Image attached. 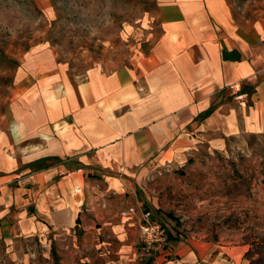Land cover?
I'll return each mask as SVG.
<instances>
[{"label": "crops", "instance_id": "1", "mask_svg": "<svg viewBox=\"0 0 264 264\" xmlns=\"http://www.w3.org/2000/svg\"><path fill=\"white\" fill-rule=\"evenodd\" d=\"M156 5L159 36L129 64L75 84L58 69L21 81L29 104L0 128V242L57 239L61 264H143L138 224L155 205L143 177L204 142L264 134V8L239 18L230 0ZM100 233L116 249L89 259ZM202 243L159 247L144 264L228 263Z\"/></svg>", "mask_w": 264, "mask_h": 264}, {"label": "rangeland", "instance_id": "2", "mask_svg": "<svg viewBox=\"0 0 264 264\" xmlns=\"http://www.w3.org/2000/svg\"><path fill=\"white\" fill-rule=\"evenodd\" d=\"M230 1L239 18H253L264 8V0ZM159 32L156 0H0V128L29 104L18 98L24 77L58 69L75 84L88 70L129 64ZM185 153L187 159L153 168L141 183L143 197L155 204L142 208L165 230L160 249L183 243L201 249L209 242L227 264H264V134L204 142ZM98 237L107 243L98 247L90 237L89 259L116 249L110 237ZM136 245L143 264L156 251L145 254L142 242ZM46 248L50 257L42 252ZM57 250V239L48 246L36 237L16 245L0 242V264H61Z\"/></svg>", "mask_w": 264, "mask_h": 264}, {"label": "built area", "instance_id": "3", "mask_svg": "<svg viewBox=\"0 0 264 264\" xmlns=\"http://www.w3.org/2000/svg\"><path fill=\"white\" fill-rule=\"evenodd\" d=\"M135 212L136 209L133 205H128L120 210L122 216L134 214ZM138 237L140 242H142L145 254H149V251L159 248L166 239L162 224L152 217L149 210L141 212L138 224Z\"/></svg>", "mask_w": 264, "mask_h": 264}]
</instances>
